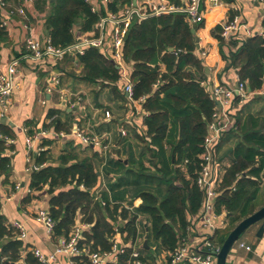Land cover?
<instances>
[{"label":"trees","instance_id":"trees-1","mask_svg":"<svg viewBox=\"0 0 264 264\" xmlns=\"http://www.w3.org/2000/svg\"><path fill=\"white\" fill-rule=\"evenodd\" d=\"M131 1L112 0L108 6L118 11ZM33 6L45 16L51 43L60 49L75 44L105 14L104 8L94 12L88 0H34ZM206 20L205 16L197 29H205ZM192 25L185 13L173 12L130 26L123 58L131 65L134 97H143L147 114L143 118L144 131L132 129L127 135H118L119 156L109 157L104 166L108 174L115 176L108 180L107 189L97 191L100 184L97 164L101 155L96 151L81 154L74 140L68 142L58 164L50 162L48 147L33 156L40 168L31 172L30 189L39 191L48 187L49 212L55 220L52 236L69 237L77 225L78 214L82 213L81 220L90 226L83 231L81 248L111 250L117 235L118 242L131 244L117 262L106 264L132 260L133 246L140 251L144 264H155L162 252H173L182 244L191 233L192 220L203 211L206 191L200 188L197 178L216 102L212 90L204 84L205 64L196 51ZM222 30L219 24L212 29L226 62L222 72L234 68L248 92L264 91V32L241 41L230 40L234 49L226 55L221 49L225 43ZM8 40L7 29L0 24V51ZM75 61L81 80L109 87L126 100L119 93L120 69L112 57L90 46L83 54H66L59 64L64 68L67 62L74 65ZM236 102L239 104V97ZM62 111L52 108L49 115L57 131L71 132L74 119L63 121ZM236 124V129L222 136L237 138L228 153L230 161L217 157L218 146L215 153V175L225 169L222 178H217L215 209L217 213H225L228 223L212 236H205L217 248L242 219L264 205V118L255 113H238ZM34 132L30 129L29 134L33 136ZM14 136L11 127L0 123V176L6 180L11 164L7 150L14 148L8 139ZM50 144L51 141L43 143ZM31 197L29 193L26 199ZM136 198L142 199L138 206L133 205ZM18 236V230L0 211V264H18L25 248L24 240ZM144 236L148 246L142 242ZM73 259L74 264H91L85 254ZM25 260L39 264L31 251L26 253Z\"/></svg>","mask_w":264,"mask_h":264},{"label":"crops","instance_id":"crops-1","mask_svg":"<svg viewBox=\"0 0 264 264\" xmlns=\"http://www.w3.org/2000/svg\"><path fill=\"white\" fill-rule=\"evenodd\" d=\"M5 1L7 3L5 8L0 6V16L5 15L8 18L6 29L9 40L3 44L0 51V71L6 70L15 58L19 59V65L17 71L18 87L12 96V107L8 112H4L0 106V123L11 127L15 135L14 138L8 139L14 145L13 149L7 150V154L11 158L9 175L7 180L5 176H0V211L6 216L9 223L18 221L25 226L27 237L23 239L25 248L22 250V255H26L34 247L45 253H52L59 244L61 237L52 236L48 233L46 227L36 219L37 209L46 208L49 210L51 195L47 186L39 191H31L30 189L31 172L40 168L35 163L33 156L40 152L39 148L45 149L48 147L51 155L50 162L58 164L59 156L68 148V142L74 140L81 154H92L96 151L101 155L97 164V171L100 175V184L97 191L105 190L110 177H115L108 174L104 166L109 157L119 156L116 151V149L121 148L118 135H127L132 129H136L137 132L144 131L143 118L147 112L140 99L131 101L128 98L120 83L117 84L119 93H123L126 100L119 98L109 87L102 88L81 80L78 77L80 67L76 61L74 65L67 62L64 68H61L60 59L48 57L42 61H36L26 57L29 52L26 43L29 36L42 41L48 37L44 25L45 16L37 12L33 5H27V17L19 12L10 14V10H16L26 2L25 0ZM137 1L143 2L146 0ZM221 1L220 6L212 10L206 9L207 26L205 29H196L195 32V37L198 36L199 39L196 51L205 64L206 79L204 84L211 90L217 85L235 88L240 79L237 70L234 68L222 72L226 62L221 55L218 39L212 35V29L218 24L222 25L232 20L236 15L239 17V29L233 34L232 38H225V43L221 46L226 55L234 49L230 45V40L239 39L241 41L249 36L263 34L264 32L263 5L253 0ZM186 2L187 0H179L180 4ZM248 28L252 30V33H248ZM102 53L104 52L102 51ZM104 54L107 57H112L116 63L115 58L110 53ZM125 63V69L131 75V65ZM71 69L74 73H70ZM57 77L60 79L59 84L55 83ZM247 93V97L239 104L236 102L237 98L233 99L229 111L235 122L238 113L239 115L255 113L264 118V91L256 93L247 91ZM52 108L63 110L60 115L63 121L68 120L70 117L74 119L71 132L56 130L53 117L49 115ZM76 127L87 134L100 136L104 142L108 143L109 148L105 150L91 143H84L74 134ZM30 129L35 131L34 136L43 130L47 132L45 134L40 133L38 138L34 140L33 145L30 146L27 143V137L31 136L29 134ZM232 129H236V126L227 131L229 132ZM122 130H125L126 134H123ZM236 139V137L228 135L221 138L217 145V157L219 159L225 158V162L230 161L228 153L230 148L235 145ZM44 141H51V144L44 146ZM34 165L38 168H34ZM224 171L225 169L221 168L220 172L215 175L216 180L222 178ZM29 193L32 194V197L27 200ZM141 202V198H136L133 200V205L138 206ZM203 212L204 210L192 220L195 231L200 230L198 237L201 241L206 232L201 219ZM81 219L82 213H79L77 225L88 224ZM225 219L226 224L224 226L228 223V219ZM214 221L219 225L222 223L221 218ZM261 224L262 221L250 226L241 235L228 255L227 264H264V231L259 233ZM224 226L221 225V227ZM116 237H119V235ZM145 238L146 236L142 237L143 244ZM241 243L249 245L251 249L248 250L241 246ZM162 261L164 262V260ZM56 264H70V257L65 254L59 255Z\"/></svg>","mask_w":264,"mask_h":264},{"label":"built area","instance_id":"built-area-1","mask_svg":"<svg viewBox=\"0 0 264 264\" xmlns=\"http://www.w3.org/2000/svg\"><path fill=\"white\" fill-rule=\"evenodd\" d=\"M94 12H101L104 8L103 14L96 23L92 33H84L79 40L64 49L56 48L49 38L40 40L33 36L27 38L28 53L26 57L36 61H42L45 58L51 57L53 59H62L66 54H83L85 50L90 47H97L101 52L110 53L116 60V64L120 69V83L128 98L131 101L136 100L134 97V84L131 75L125 69V61L123 58V45L127 32L136 21H141L152 16H158L164 13L181 12L185 13L192 23H201L205 18L206 9H214L222 4L221 0H187L185 4H180L177 1L171 0H146L143 2L131 1L129 4L119 8L118 11L109 9L108 4L112 0H88ZM264 6V0H253ZM26 4L18 7L16 10H10V14L19 12L27 17V5H33L34 0H25ZM5 0H0V6L5 8ZM1 26L8 25V18L5 15L0 16ZM223 27L222 36L226 39L232 38L233 34L239 29L240 20L236 15L228 22L221 25ZM248 33L252 30L248 28ZM205 54V52H204ZM19 59L15 58L9 64L6 70L0 71V106L4 112H8L12 107V96L18 87L17 71ZM60 79L57 77L56 84H59ZM212 98L216 102L213 119L208 124V135L205 138V150L202 154L203 165L199 172L197 183L200 188L206 191V198L203 205L202 222L206 232L205 235H213L214 232L226 224L225 213H217L215 209L216 187L217 180L215 178V163H216V147L220 142L224 133L232 127L236 126L235 119L230 113L229 109L234 98H240L242 101L247 97L246 84L239 79L235 88L217 85L212 88ZM143 101V97L140 99ZM47 131L43 130L40 133L45 134ZM40 133L35 136L27 137V143L32 146L33 142ZM126 134L125 130H122ZM74 134L79 137L84 143H91L98 146L100 149L107 150L108 143L104 142L98 135H90L82 131L79 127L74 129ZM39 151L43 148H39ZM34 168L38 166L34 165ZM221 218V225L215 223V219ZM36 219L42 223L48 233L52 234L55 220L46 208H39L36 212ZM12 225L18 230L19 238L26 239L27 231L25 226L15 221ZM90 224L76 225L69 237H61L60 242L52 253H45L39 248H32L30 251L39 261V264H56L58 256L65 254L70 257V264H74L76 255L85 254L89 258L91 264H106L107 262H117L119 256L124 254L127 247L131 246L129 243H120L117 237L113 240L111 250L105 251H89L86 248L79 246V241L83 237V231L89 227ZM191 233L183 240L182 244L173 252L162 253L155 264H216V252L220 248L214 247L209 239V236H204L202 241L199 239L198 232L195 231L193 225L190 228ZM248 250L251 249L249 245L241 243ZM210 249V250H208ZM132 260H128L125 264H144L140 259V251L136 246H133ZM26 255H21L18 264H29L25 260ZM164 260V262L162 261Z\"/></svg>","mask_w":264,"mask_h":264},{"label":"water","instance_id":"water-1","mask_svg":"<svg viewBox=\"0 0 264 264\" xmlns=\"http://www.w3.org/2000/svg\"><path fill=\"white\" fill-rule=\"evenodd\" d=\"M198 24L193 23L192 32H196ZM198 36L195 37L196 45H198ZM262 221L259 228V233L264 231V205L258 208L251 215L242 219L228 234L224 243L220 247L219 251L216 252V264H227V259L230 251L233 249L235 243L239 240L241 235L252 225ZM144 245L148 246L147 236L144 241Z\"/></svg>","mask_w":264,"mask_h":264}]
</instances>
